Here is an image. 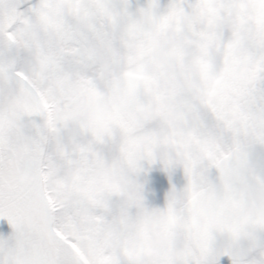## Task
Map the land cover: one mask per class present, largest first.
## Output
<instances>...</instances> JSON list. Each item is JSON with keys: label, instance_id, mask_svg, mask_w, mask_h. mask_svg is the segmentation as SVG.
Segmentation results:
<instances>
[{"label": "snow or ice", "instance_id": "snow-or-ice-1", "mask_svg": "<svg viewBox=\"0 0 264 264\" xmlns=\"http://www.w3.org/2000/svg\"><path fill=\"white\" fill-rule=\"evenodd\" d=\"M0 220V264H264V0H0Z\"/></svg>", "mask_w": 264, "mask_h": 264}, {"label": "flooded vegetation", "instance_id": "flooded-vegetation-1", "mask_svg": "<svg viewBox=\"0 0 264 264\" xmlns=\"http://www.w3.org/2000/svg\"><path fill=\"white\" fill-rule=\"evenodd\" d=\"M169 0H162V4H167ZM146 165L145 167H147ZM178 173L183 171L182 168H177ZM176 173V178L172 175V180L165 181L159 185V188L155 190H147L144 188V196L147 204H152L154 207H164L166 204L167 193L170 191L173 185L176 187H182L185 184V179H179V174ZM149 202V203H148ZM12 229L7 220H0V235L7 236L11 233ZM219 264H232L231 260L219 261Z\"/></svg>", "mask_w": 264, "mask_h": 264}, {"label": "rangeland", "instance_id": "rangeland-1", "mask_svg": "<svg viewBox=\"0 0 264 264\" xmlns=\"http://www.w3.org/2000/svg\"><path fill=\"white\" fill-rule=\"evenodd\" d=\"M175 172L179 174L180 180L185 179L183 171L178 173L177 169H175L170 173L164 169L162 164L156 163L154 165H148L146 171L139 177V180L144 185V188L147 187V190H155L165 181L172 180V175L176 178ZM148 206L154 207L152 204H148Z\"/></svg>", "mask_w": 264, "mask_h": 264}, {"label": "clouds", "instance_id": "clouds-1", "mask_svg": "<svg viewBox=\"0 0 264 264\" xmlns=\"http://www.w3.org/2000/svg\"><path fill=\"white\" fill-rule=\"evenodd\" d=\"M165 237L161 229L153 225L145 234L144 250L152 258L158 256L161 248L164 246Z\"/></svg>", "mask_w": 264, "mask_h": 264}, {"label": "water", "instance_id": "water-1", "mask_svg": "<svg viewBox=\"0 0 264 264\" xmlns=\"http://www.w3.org/2000/svg\"><path fill=\"white\" fill-rule=\"evenodd\" d=\"M146 3V0H132V5L133 7H137V6H141L143 4ZM162 3V0H161ZM231 260L230 257L224 255V256H220L219 261H228Z\"/></svg>", "mask_w": 264, "mask_h": 264}]
</instances>
